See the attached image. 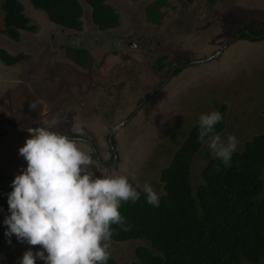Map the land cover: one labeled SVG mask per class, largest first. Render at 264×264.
Here are the masks:
<instances>
[{"label":"rangeland","instance_id":"obj_1","mask_svg":"<svg viewBox=\"0 0 264 264\" xmlns=\"http://www.w3.org/2000/svg\"><path fill=\"white\" fill-rule=\"evenodd\" d=\"M19 1L38 29L36 33L22 32L20 41L12 42L1 31L4 13L0 8V44L6 45L13 56H28L14 66L0 62L3 124L33 122L65 135L82 134L105 149L109 131L136 113L139 101L158 87L171 69L201 60L171 77L166 88L142 105L137 115L117 131L113 142L119 155L118 167L103 171L95 163L90 166L94 175H125L134 185L146 181L160 197V171L182 141L180 134L197 125L201 113L218 110L224 104L228 107V127L222 132L223 139L235 135L239 140L236 151L242 150L244 143L254 136L264 134V40L238 37L229 45L238 25L264 27V0H218L214 5L168 0L169 6L162 9L161 24L147 21L145 8L153 0H108L120 14V26L105 37L110 38L107 47L91 40L92 35L99 40L103 37L92 22L91 8L85 0H79L84 11L80 32L53 24L29 0ZM75 33L80 34L83 44L91 41L90 68L80 65L68 53ZM118 36L131 37L127 42L135 43V47L121 43L116 48ZM225 45L220 57L202 61ZM162 55L169 56L168 66L158 72L155 66ZM141 87L146 91L139 93ZM33 103L35 108L30 107ZM12 135H0V175H18L26 166L18 149L29 134L23 138ZM78 146L91 155L89 147L81 143ZM209 156L212 154L204 145L193 164L194 187L201 181L200 172ZM136 245L111 242L110 257L119 264H131ZM29 247L35 251L40 246L24 244L22 251L10 247L7 251L19 257Z\"/></svg>","mask_w":264,"mask_h":264},{"label":"trees","instance_id":"obj_2","mask_svg":"<svg viewBox=\"0 0 264 264\" xmlns=\"http://www.w3.org/2000/svg\"><path fill=\"white\" fill-rule=\"evenodd\" d=\"M183 1H204L214 5L218 0ZM29 2L44 12L53 24L64 29L82 30L84 11L79 0ZM85 2L91 8L93 24L100 31L120 26V14L108 0ZM168 6V0L150 2L145 8L147 21L161 24L162 9ZM0 8L4 13L1 31L9 39L18 42L22 32H37V26L25 14L19 0L0 1ZM261 27L238 25L235 36L240 33L241 39L259 41L242 33L247 30L253 36L264 35V27ZM68 53L83 64H89L91 60L85 50L70 48ZM27 58L26 54L13 56L0 49V62L7 66L17 65ZM168 59V55L158 57L155 70L164 71ZM180 72L181 69H177L175 76ZM227 108L225 104L218 108L223 115L222 121L215 125L219 135L228 127ZM180 136L182 141L171 151L169 163L160 171L163 194L159 197V206L149 205L143 192L135 203L122 202L119 210L131 227L123 231L113 225L116 231L111 242L137 244L135 260L131 264H264V134L254 136L244 143L242 150L235 151L229 167L213 155L209 156L197 187L192 184V169L197 154L205 145L198 140V124ZM14 177L0 175V264H19L22 256L10 253L7 248L20 249L26 244L18 242L15 236L9 244V238L4 235L6 226L2 221L8 214L7 194ZM36 264L40 263L36 261ZM107 264L119 263L110 257Z\"/></svg>","mask_w":264,"mask_h":264},{"label":"clouds","instance_id":"obj_3","mask_svg":"<svg viewBox=\"0 0 264 264\" xmlns=\"http://www.w3.org/2000/svg\"><path fill=\"white\" fill-rule=\"evenodd\" d=\"M222 119L218 110L201 113L198 140L229 167L239 140L233 134L223 139L215 131ZM26 130L29 135L18 149L26 166L11 181L2 223L7 243L15 236L40 247L25 250L19 264H107L116 231L112 226L123 231L131 227L119 210L122 202L135 203L143 192L146 202L158 207L159 193L150 183L134 185L125 175H94L92 156L68 135L48 126Z\"/></svg>","mask_w":264,"mask_h":264},{"label":"flooded vegetation","instance_id":"obj_4","mask_svg":"<svg viewBox=\"0 0 264 264\" xmlns=\"http://www.w3.org/2000/svg\"><path fill=\"white\" fill-rule=\"evenodd\" d=\"M152 2V1H151ZM74 31V30H73ZM82 31V30H81ZM246 31L247 30H245L242 34H244V33H246ZM74 32H80V31H74ZM102 32V35H101V37H103L101 40H99V37L98 36H96V35H92L91 36V40L92 41H94V42H98L99 44H102L103 46H105V47H107L109 44H110V38H105V37H107V36H109V32H110V30H107V31H101ZM76 34V36L74 37L75 39L74 40H72L71 42H72V44H70V46H68L67 47V49L68 48H71L72 50H80V51H83V50H85V51H87L88 52V54H89V56H90V58H91V60H92V57H91V52L89 51V48H90V46L91 45H89L88 44V42L90 41H87V43H82V41L80 40V38H79V36H80V34L79 33H75ZM113 35H115L116 36V34H113ZM5 36V35H4ZM240 36V33H238L237 34V36H235V37H233V39H231L230 41H229V45H232V42H234V41H237V38ZM6 38H7V36H5ZM100 37V38H101ZM119 37V42L118 43H115V47L117 48V47H119L120 45H121V43H127L128 45H130L131 47H135V43H129V42H127L129 39H131V37H121V36H118ZM255 37H261V38H259L260 40L263 38L264 39V35H259V36H255ZM4 38V37H3ZM235 38V39H234ZM254 39H256V38H254ZM258 39V40H259ZM259 40V41H260ZM12 42H15V41H13L12 40ZM19 42V41H18ZM18 42H15V43H18ZM66 42L68 43V42H70V38L68 37V40H66ZM91 42V41H90ZM76 45V47L75 46H73L74 44ZM3 45L4 44H0V48L1 49H5L6 50V45H5V47H3ZM92 47V46H91ZM109 50V49H108ZM206 50H208V49H206ZM226 50V45L225 46H223L220 50H218L217 52H216V54L215 55H217L218 54V56L216 57V58H218V57H220L221 55H222V53L224 52ZM7 51V50H6ZM20 54V53H19ZM19 54H17V55H19ZM70 54V53H69ZM206 55V54H205ZM214 55V56H215ZM16 56V55H15ZM202 57V56H201ZM211 57V56H210ZM210 57H207V58H204L202 61H206L208 58H210ZM74 58V57H73ZM212 58V57H211ZM215 59V58H214ZM74 60H76L75 58H74ZM91 60H90V62H89V64H83V63H80V65H82L83 67H85V68H90L91 67ZM77 61V60H76ZM199 62V61H201V60H195V61H193V62H188L187 63V65L186 64H184V65H186V66H189V65H191L192 63L194 64L195 62ZM2 63V62H1ZM168 64V63H167ZM184 65H179V66H176V67H174L173 69H171V71L172 70H174V73L172 74V76H170V72L171 71H169V74H168V77L164 80V81H162L161 82V84L158 86V87H156L154 90H152V92L151 93H149L148 94V96L146 95L145 96V98H143L141 101H139V103L137 104V107H136V109L135 110H140V107L142 106V105H144L146 102H148L151 98H153L154 96H157L162 90H164L165 88H166V86L168 85V83H169V81H170V79H171V77H174L175 76V71L177 70V69H181V72H182V69L183 68H185L186 66H184ZM7 66V65H6ZM180 72V73H181ZM177 76V75H176ZM146 91V88L144 87V89H143V87H141L140 88V90H139V93L141 92V91ZM138 93V94H139ZM142 94H143V92H142ZM140 105V106H139ZM138 111H136V113H138ZM136 113H131V115H129L130 117L126 120V121H128L129 119V121H128V123L137 115ZM127 123V124H128ZM120 124V123H119ZM127 124H125L124 126H126ZM117 125V124H116ZM115 125V126H116ZM2 126H5L4 128L2 127ZM37 126H39V125H37ZM114 126V127H115ZM6 127H9V128H6ZM28 127H36V124H34L33 122H31V123H29L28 125H20V124H18V123H8V122H5L4 124L3 123H0V135L1 134H3V133H5V132H8V133H10V134H13L12 136H19L20 138H23L24 137V135H26V134H29L28 132H27V128ZM113 127V128H114ZM123 127V126H122ZM122 127H120V128H122ZM112 128V129H113ZM16 130V131H14V130ZM112 129L109 131V133H108V135H107V137H108V140H107V148H105V149H101L100 148V144H99V146H96V144L94 143V141L93 140H95V139H90V137L89 138H87V136H84V135H82V134H73V135H68L70 138H72V139H75V140H77L78 141V143H81V144H83V145H86L87 147H89V151L91 152V156H92V158H93V161H94V164L95 163H99V165H100V162H101V165H100V167H101V169H103V171L105 170V171H107V170H110V169H116L117 167H118V165H119V162H118V157H119V155H118V152H117V150H116V148H115V145H114V142H113V138H114V136L116 135V133H117V131L119 130H116V132L112 135V138H111V143L113 144V147H114V149H115V151H116V164H114V161H115V155H114V153H113V151H112V149H111V143H110V135H111V131H112ZM56 131V130H55ZM56 132H58V133H60V134H64L63 132H60V131H56ZM95 151L96 152H98V154H99V157H100V162L98 161V159H97V157H96V153H95Z\"/></svg>","mask_w":264,"mask_h":264},{"label":"water","instance_id":"obj_5","mask_svg":"<svg viewBox=\"0 0 264 264\" xmlns=\"http://www.w3.org/2000/svg\"><path fill=\"white\" fill-rule=\"evenodd\" d=\"M246 33H247L248 35L252 36L253 38H257V39L261 38V37H255V36H253L249 31H246ZM234 39H235V38H234ZM217 56H218V54L215 55V56H213L212 58H211V57L208 58L206 61L212 60V59L216 58ZM195 63H197V62H195ZM184 66H186V65H184ZM173 73H174V70H172V71L170 72V76H172ZM129 120H130V119H129ZM129 120H128V121H129ZM128 121H124V122H122V123H120V124H117V125L112 129V131H111V135H110V143H111L112 135L116 132V130L120 129V127H122V126H124L125 124H127ZM2 127L4 128L5 126H2ZM6 128H9V127H6ZM13 130H14V129H13ZM14 131H16V130H14ZM111 149H112V151H113V153H114V155H115V161H114V164H116V155H117V154H116V151H115V149H114L112 143H111ZM95 153H96V157H97L98 161L100 162V157H99L98 152L95 151ZM100 165H101V162H100Z\"/></svg>","mask_w":264,"mask_h":264},{"label":"bare ground","instance_id":"obj_6","mask_svg":"<svg viewBox=\"0 0 264 264\" xmlns=\"http://www.w3.org/2000/svg\"><path fill=\"white\" fill-rule=\"evenodd\" d=\"M170 121V120H169ZM177 127V126H176ZM164 129V128H163ZM150 166V165H149ZM243 179V178H242ZM249 194V193H248ZM254 216V215H253ZM244 219V218H243ZM236 227V226H235ZM258 236V235H257Z\"/></svg>","mask_w":264,"mask_h":264}]
</instances>
